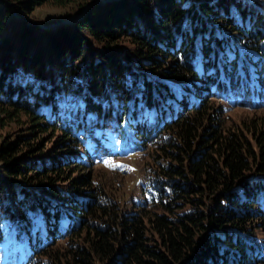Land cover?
<instances>
[{"label":"trees","instance_id":"16d2710c","mask_svg":"<svg viewBox=\"0 0 264 264\" xmlns=\"http://www.w3.org/2000/svg\"><path fill=\"white\" fill-rule=\"evenodd\" d=\"M235 108L264 109V0H0V264H264V116Z\"/></svg>","mask_w":264,"mask_h":264},{"label":"rangeland","instance_id":"374dc122","mask_svg":"<svg viewBox=\"0 0 264 264\" xmlns=\"http://www.w3.org/2000/svg\"><path fill=\"white\" fill-rule=\"evenodd\" d=\"M87 8L88 5L84 7V9ZM75 18L76 17L73 15L65 16V13L56 7L50 5H43L41 7L36 8V10L33 11L29 19L32 25H37L42 29H50L56 27L60 23H72ZM253 116H264V109H259L256 110L255 113H252L251 111L245 109L239 108L236 110L235 108L229 113L226 121L228 122L227 124H238L242 120H247ZM0 132L9 133L10 138H12L11 136L14 135L20 136L25 132V124H19L18 126L10 125L9 127H6V129H1ZM42 138H44V141H49L47 145H50V141L52 140V138H50V135H43ZM126 158V160L120 161V164L123 163V167L121 169H123V171L126 170L127 172H125L124 176L120 175L117 180L119 181V186H122L120 189V193L126 192L124 196H129L132 193V189H134V187L138 185V182L142 177V172L140 169L141 165L140 167L139 165L137 166L136 161L131 158V156L128 155V157ZM130 168L132 169L131 171ZM111 180L114 181L113 178Z\"/></svg>","mask_w":264,"mask_h":264}]
</instances>
